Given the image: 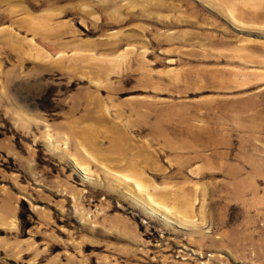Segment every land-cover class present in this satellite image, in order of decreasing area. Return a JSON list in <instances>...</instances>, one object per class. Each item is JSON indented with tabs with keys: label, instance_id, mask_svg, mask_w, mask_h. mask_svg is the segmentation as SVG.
I'll use <instances>...</instances> for the list:
<instances>
[{
	"label": "rangeland",
	"instance_id": "obj_1",
	"mask_svg": "<svg viewBox=\"0 0 264 264\" xmlns=\"http://www.w3.org/2000/svg\"><path fill=\"white\" fill-rule=\"evenodd\" d=\"M0 264H264V0H0Z\"/></svg>",
	"mask_w": 264,
	"mask_h": 264
},
{
	"label": "bare ground",
	"instance_id": "obj_2",
	"mask_svg": "<svg viewBox=\"0 0 264 264\" xmlns=\"http://www.w3.org/2000/svg\"><path fill=\"white\" fill-rule=\"evenodd\" d=\"M57 2V1H56ZM126 5L124 4V5H122V8H124ZM130 6L128 5V6H126V8H129ZM64 12V11H63ZM67 15H69V16H74L75 15V13H71V12H67ZM75 17V16H74ZM32 19V18H31ZM33 21V20H32ZM117 21V20H116ZM35 22V21H34ZM45 22V21H44ZM43 23V22H42ZM46 23V22H45ZM49 23V22H48ZM33 25V24H32ZM37 25V24H36ZM48 25V24H47ZM35 27V26H34ZM39 28V27H38ZM58 33V32H57ZM127 76H129V75H127ZM121 80V79H120ZM101 90H99V92H100ZM86 102L87 103H89V100L88 101H85V104H86ZM91 103H93V102H91ZM104 117H102V116H97L95 113H93V112H89L85 117H84V120H93L95 123H101V122H103L104 121ZM91 126V125H90ZM97 126V125H96ZM99 126V125H98ZM94 128V127H93ZM89 129V128H88ZM94 129H96V128H94ZM86 130V129H85ZM86 132V131H85ZM88 132L89 133H91V129L90 130H88ZM77 133L78 134H80V132L79 131H77ZM88 133V134H89ZM83 134V133H82ZM83 138H84V136H83ZM85 138H87V136L85 137ZM93 138H94V136H93ZM118 138V137H117ZM120 138V137H119ZM92 139V138H91ZM119 140V139H118ZM88 143V142H87ZM93 144V143H92ZM112 145L113 146H119V145H121L120 144V141L119 142H117L116 140H113V142H112ZM112 147V146H111ZM137 185H138V187L139 188H141V189H144L145 190V186H143L142 184H140L139 182H137ZM145 187V188H144Z\"/></svg>",
	"mask_w": 264,
	"mask_h": 264
}]
</instances>
